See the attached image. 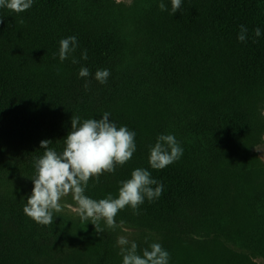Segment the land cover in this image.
<instances>
[{"label": "trees", "instance_id": "1", "mask_svg": "<svg viewBox=\"0 0 264 264\" xmlns=\"http://www.w3.org/2000/svg\"><path fill=\"white\" fill-rule=\"evenodd\" d=\"M160 2L0 8V264H122L119 236L140 254L160 243L169 264L264 261V164L253 151L264 134V0H182L173 15L171 0H163L167 11ZM69 36L78 47L62 62L59 41ZM81 67L91 75L80 77ZM98 69L110 71L107 83L95 80ZM104 112L136 133V152L98 183L90 179L85 194L115 196L140 167L163 184L162 195L145 199L138 215L120 211L114 230L101 222L100 235L65 207L52 224L35 223L23 207L40 141L60 151L72 115ZM160 134L174 135L183 155L153 170L148 149Z\"/></svg>", "mask_w": 264, "mask_h": 264}, {"label": "clouds", "instance_id": "2", "mask_svg": "<svg viewBox=\"0 0 264 264\" xmlns=\"http://www.w3.org/2000/svg\"><path fill=\"white\" fill-rule=\"evenodd\" d=\"M34 0H0V8L16 14L27 11ZM182 0H171V15L181 10ZM161 11H167L163 0L159 4ZM3 22L0 17V23ZM23 23V20H21ZM247 28L240 25L237 39L246 41ZM256 37L261 35L259 28L254 30ZM77 38L69 36L59 41V59L63 62L76 51ZM87 60V50L81 54ZM79 61L72 58V63ZM91 73L87 67H81L80 77H88ZM110 71L98 69L94 74L100 84L107 83ZM88 87V84H85ZM110 113L104 112L102 118L81 120L78 115L71 116V127L63 139L62 150L50 148V140L40 141L43 154L34 160V174L31 178L33 188L27 196L23 213L35 223L47 226L54 222V213L62 211V201L71 197L74 210L82 222H90L95 226V233L104 232L101 222L109 229L118 225L116 216L126 207L131 208L134 215L139 214L140 206L147 199L149 202L158 199L163 193V184L152 177L146 168H135L130 178L121 180L117 194L109 193L105 198L93 199L86 195L90 179L99 182L105 173H114L117 166H124L136 152L134 131L126 126H117L109 119ZM183 148L172 134H160L154 145L148 149V164L153 170H162L179 160ZM87 223V224H88ZM121 223H123L121 221ZM117 245L122 264H169L170 254L160 243H151L149 247L138 252V245L126 236H119Z\"/></svg>", "mask_w": 264, "mask_h": 264}, {"label": "rangeland", "instance_id": "3", "mask_svg": "<svg viewBox=\"0 0 264 264\" xmlns=\"http://www.w3.org/2000/svg\"><path fill=\"white\" fill-rule=\"evenodd\" d=\"M116 1L122 2L124 4H129L131 3L132 0H116ZM263 115H264V110H263ZM253 151L257 154V156L260 158V160L264 164V134H263L261 143L257 147H255ZM61 203H62V207H65L67 211L75 212L74 202L72 201L70 196L67 197L65 200H63ZM255 262L256 264H264V261H262L261 259H256Z\"/></svg>", "mask_w": 264, "mask_h": 264}]
</instances>
